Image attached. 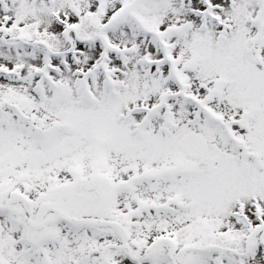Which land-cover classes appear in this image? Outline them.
<instances>
[{"label":"snow or ice","instance_id":"snow-or-ice-1","mask_svg":"<svg viewBox=\"0 0 264 264\" xmlns=\"http://www.w3.org/2000/svg\"><path fill=\"white\" fill-rule=\"evenodd\" d=\"M0 264H264V0H0Z\"/></svg>","mask_w":264,"mask_h":264}]
</instances>
